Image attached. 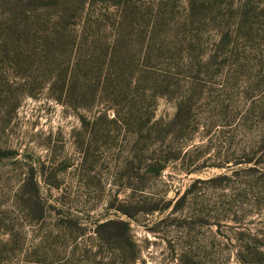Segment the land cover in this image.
I'll list each match as a JSON object with an SVG mask.
<instances>
[{"label": "rangeland", "instance_id": "obj_1", "mask_svg": "<svg viewBox=\"0 0 264 264\" xmlns=\"http://www.w3.org/2000/svg\"><path fill=\"white\" fill-rule=\"evenodd\" d=\"M0 264H264V0H0Z\"/></svg>", "mask_w": 264, "mask_h": 264}, {"label": "trees", "instance_id": "obj_2", "mask_svg": "<svg viewBox=\"0 0 264 264\" xmlns=\"http://www.w3.org/2000/svg\"><path fill=\"white\" fill-rule=\"evenodd\" d=\"M149 122H151V118H148V119H146L145 121H144V128H147L148 129V123ZM154 125H156V122H153L152 124H151V128L152 127H154ZM151 128H150V130H151ZM228 163H226L224 166H221V168L222 167H224V168H228L229 166H226ZM162 164H157L156 165V167H158V170H157V168H156V172H159L161 169H162Z\"/></svg>", "mask_w": 264, "mask_h": 264}]
</instances>
